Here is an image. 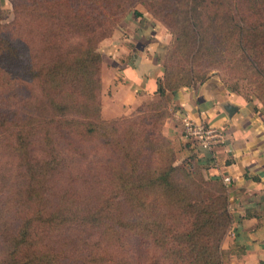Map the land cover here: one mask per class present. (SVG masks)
Returning <instances> with one entry per match:
<instances>
[{"label":"trees","instance_id":"trees-1","mask_svg":"<svg viewBox=\"0 0 264 264\" xmlns=\"http://www.w3.org/2000/svg\"><path fill=\"white\" fill-rule=\"evenodd\" d=\"M114 1L78 0L70 8L59 10L47 6L44 10L51 12V16L56 17L59 23L62 21L68 32L79 35L85 42L73 46L65 58L44 63H33L17 50L16 42L10 34H5L1 25L4 11L0 7V58L11 62L23 58L21 67L28 76L37 80L43 102L49 110L48 117L42 121L44 128L58 125L82 142L99 140L115 159L106 176L111 183V193L105 196L101 206L91 210L79 202L69 203L63 192L57 195L54 206L51 200L42 204L40 188L43 183L46 184L44 179L52 176L65 163L63 158L53 157L54 148L49 150V159L45 162L35 166L25 164L31 176H38L41 182L36 185L30 183L32 188L28 191L27 205L32 211L21 226L19 237L13 239L5 264H44L46 256L19 250L20 245L27 243L34 223L73 220L102 225L109 214L104 206L115 203L116 195L129 207L128 219H134V213L135 219L132 223L117 219L113 222L120 227L133 226L142 240H146L149 233L160 226L157 214H161L162 208L183 211L180 217H174L168 210L171 213L168 217L189 220L191 226L173 233L168 231V235L171 233L169 236L155 239L170 252L169 257L177 264H224L222 244L234 223L225 184L208 178L192 156L176 164L172 143L157 131L156 121L143 127L137 122L126 124L122 116L109 120L102 117L103 55L97 48L103 39L110 36L119 21L118 16L125 9L122 0H117L115 6ZM141 1L155 17L160 18L173 37V46L165 58L163 76L155 79L154 93L160 99L165 98L167 93L175 94L181 88L195 89L212 81L198 66L207 52L219 50L224 41L238 46L240 56L244 58L257 55L259 48L264 55V13L255 11L257 5L264 7V0H250L244 11L239 9L240 0ZM155 4L160 6L162 13L151 9ZM20 6L17 1L14 3L15 13ZM206 6L217 11H208ZM116 8H121V11ZM255 64L253 78L257 86L264 88V67L259 62ZM154 116L163 117L161 113ZM40 120L23 122L16 134L17 152L29 151L24 131L33 122L40 123ZM147 126L150 128L146 129ZM187 140L196 145L194 141ZM44 143H53L50 131L44 133ZM103 192L99 190L97 194ZM135 264L161 262L154 257L140 256Z\"/></svg>","mask_w":264,"mask_h":264},{"label":"rangeland","instance_id":"rangeland-1","mask_svg":"<svg viewBox=\"0 0 264 264\" xmlns=\"http://www.w3.org/2000/svg\"><path fill=\"white\" fill-rule=\"evenodd\" d=\"M16 1L21 5L17 13L14 10ZM122 1L125 9L118 16L116 27L97 48L103 55L105 77L111 79L112 71L109 72V69L134 65V42H126L127 37L134 34V25H139L140 29L144 30V35L141 34L138 38L139 45L159 42L155 56L163 76L165 58L173 46L170 31L141 0ZM77 3L78 0H0V7L4 11L1 25L5 34H10L16 42L17 50L33 63L65 58L73 46L84 44L85 40L68 32L62 21L59 23L56 17L51 16V12L44 9L47 6L56 10L65 9ZM116 3L117 0L114 1V6ZM249 4L250 0H240L239 9L244 11ZM116 9L121 11V8ZM151 9L162 13L157 4ZM206 9L217 11L211 6H206ZM255 11L264 13V7L257 5ZM154 28L155 31H152ZM163 42L166 44H162ZM218 49L206 53L207 56L200 61L199 69L206 77L220 85L221 89L251 105L264 117V88L257 86L253 78L256 71L255 62L264 67L261 48L258 49L257 55L247 56L248 59L240 56L238 46L229 42L224 41ZM23 61V58L14 62L0 58V76L3 77L0 79V264H5L6 253L13 239L19 237L21 226L32 211L27 205L28 191L32 188L30 183L36 185L41 182L38 176H31L25 164L35 166L36 163L45 162L49 159L51 148L55 150L53 157L65 160L52 176L44 179L46 184L43 183L40 188L43 205L51 200L54 206L57 195L63 192L69 198V203L79 202L91 210L101 206L105 196L112 190L106 176L109 174L111 162L115 161L114 155L99 140L82 142L68 133L66 128L58 125L51 124L47 129L44 128L42 121L48 117L49 110L43 102L37 80L28 76L22 68ZM106 93L105 90L103 95ZM175 111L176 106L172 105L167 96L163 99L157 96L131 107L122 117L125 118L123 122L126 124L137 122L143 127L156 121L157 131L172 143L165 134V126ZM156 113H161L163 117L156 118ZM29 119L41 120L40 123L33 122V125L24 131V136L28 137L29 151L17 152L16 134L23 122ZM176 123V126L180 127V134H183L182 122L181 125ZM149 128L150 126H147L146 129ZM46 131H50L52 135V144L44 143ZM181 162L176 156V164ZM99 190L105 192L97 194ZM115 197V203L104 206L109 212L104 218L107 219L104 224L93 225L73 220L47 224L37 222L38 224H33L27 243L20 245L19 250L22 253L46 256L44 264H135L140 256L157 258L161 264H177L178 262L169 257L170 252L164 250L155 239L167 236L168 231L173 233L189 228V220L186 222L183 219L168 217L171 215L168 210H171L174 217H180L183 211L160 208L161 214H157L160 219V226L157 228H160L158 231L154 228L146 240H142L133 226L120 227L113 222L117 219L129 220L132 223L135 219V213L134 219H128L129 207L120 202L119 196ZM143 242L145 243L142 246Z\"/></svg>","mask_w":264,"mask_h":264},{"label":"crops","instance_id":"crops-1","mask_svg":"<svg viewBox=\"0 0 264 264\" xmlns=\"http://www.w3.org/2000/svg\"><path fill=\"white\" fill-rule=\"evenodd\" d=\"M134 26V34L126 39L134 42V65L109 69L111 79L105 77L103 65L101 68L102 117L106 120L157 97L155 79L162 71L155 54L160 44L139 45L144 30ZM219 86L212 80L195 89L184 87L175 94L167 93L176 111L166 123L165 134L179 161L194 157L208 178L221 180L228 188L234 223L222 244L224 264H264V117ZM229 107L232 114L227 112ZM184 117L222 129L226 143L213 151L190 143L176 126ZM226 177L228 183L223 181Z\"/></svg>","mask_w":264,"mask_h":264},{"label":"built area","instance_id":"built-area-1","mask_svg":"<svg viewBox=\"0 0 264 264\" xmlns=\"http://www.w3.org/2000/svg\"><path fill=\"white\" fill-rule=\"evenodd\" d=\"M181 122L184 137L194 141L203 150L213 151L226 143V136L222 129L195 122L188 117L182 118ZM223 181L228 183L229 178H223Z\"/></svg>","mask_w":264,"mask_h":264},{"label":"water","instance_id":"water-1","mask_svg":"<svg viewBox=\"0 0 264 264\" xmlns=\"http://www.w3.org/2000/svg\"><path fill=\"white\" fill-rule=\"evenodd\" d=\"M227 112H228V114H232V112H233V108H232V107H229V108L227 109Z\"/></svg>","mask_w":264,"mask_h":264}]
</instances>
